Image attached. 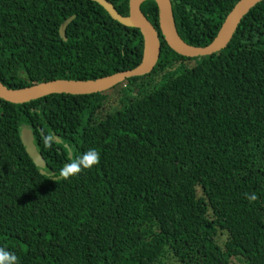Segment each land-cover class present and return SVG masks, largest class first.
<instances>
[{
  "label": "trees",
  "instance_id": "obj_1",
  "mask_svg": "<svg viewBox=\"0 0 264 264\" xmlns=\"http://www.w3.org/2000/svg\"><path fill=\"white\" fill-rule=\"evenodd\" d=\"M109 1L130 15V0ZM240 1L170 3L180 37L204 48ZM141 10L162 48L150 75L102 94L0 99V248L18 264H264V2L225 50L199 58L169 47L156 2ZM144 52L142 33L98 3L0 0L9 89L105 78L136 69ZM24 128L46 168L27 153ZM91 148L98 166L56 178Z\"/></svg>",
  "mask_w": 264,
  "mask_h": 264
},
{
  "label": "water",
  "instance_id": "obj_2",
  "mask_svg": "<svg viewBox=\"0 0 264 264\" xmlns=\"http://www.w3.org/2000/svg\"><path fill=\"white\" fill-rule=\"evenodd\" d=\"M102 6L118 23L139 30L144 37L145 52L142 63L134 70L121 72L105 78L90 81L57 80L12 90L0 82V99L15 105H23L52 95H93L111 91L127 80L150 75L157 66L161 56L160 36L155 26L147 19L141 10V5L147 0H130V15L122 16L109 0H89ZM159 8L160 29L169 47L181 56L187 58L209 57L225 50L232 41L236 30L244 17L264 0H241L226 18L216 39L207 47L199 48L186 43L179 35L172 12L170 0H152ZM71 17L60 28V35L67 41V28L74 21ZM22 142L35 165L41 169L47 163L35 145L33 131L22 130Z\"/></svg>",
  "mask_w": 264,
  "mask_h": 264
},
{
  "label": "clouds",
  "instance_id": "obj_3",
  "mask_svg": "<svg viewBox=\"0 0 264 264\" xmlns=\"http://www.w3.org/2000/svg\"><path fill=\"white\" fill-rule=\"evenodd\" d=\"M42 141L45 148H51L54 142H57V138L54 134L42 135ZM100 153L91 148L79 157L72 159L70 163H66L59 171L57 179L70 180L78 177L80 174L87 170L98 166L100 164ZM246 198L250 202L257 200L255 193L246 194ZM0 264H18V258L13 253L0 248Z\"/></svg>",
  "mask_w": 264,
  "mask_h": 264
}]
</instances>
